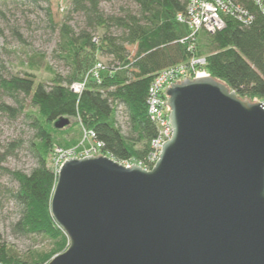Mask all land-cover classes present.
Wrapping results in <instances>:
<instances>
[{
    "label": "water",
    "instance_id": "water-1",
    "mask_svg": "<svg viewBox=\"0 0 264 264\" xmlns=\"http://www.w3.org/2000/svg\"><path fill=\"white\" fill-rule=\"evenodd\" d=\"M166 95L173 134L152 170L60 168L51 212L70 243L48 264H264V103L211 76Z\"/></svg>",
    "mask_w": 264,
    "mask_h": 264
},
{
    "label": "trees",
    "instance_id": "trees-1",
    "mask_svg": "<svg viewBox=\"0 0 264 264\" xmlns=\"http://www.w3.org/2000/svg\"><path fill=\"white\" fill-rule=\"evenodd\" d=\"M124 0H70L66 21L59 24V57L69 68L57 72L45 54H27L22 66L31 72L5 78L0 74V90L20 103L30 98L31 109L18 110L0 102V113H25L35 135L32 153L36 166L30 173L7 170L18 183L11 199L21 208V218L13 231L21 235H41L52 243L49 252L30 251L21 255L0 235V264H48L66 251L70 239L51 212L58 174L50 165L56 146L78 145L83 131H93L101 151L120 162L147 161L158 128L149 115L148 92L160 72L205 58L203 67L212 78L224 83L241 99L264 102V15L253 0H239L254 20L250 25L229 18L226 27L215 33L201 31L195 51H190L191 32L179 20L189 0H132L137 11L107 14L103 2ZM71 14L84 17L78 30L70 24ZM129 47L135 49L134 55ZM103 57L111 58L104 64ZM101 65L102 68H98ZM43 68L47 81L37 80L34 71ZM193 78V77H191ZM75 85H84L80 92ZM126 110L131 135L118 124V107ZM23 107V106H21ZM68 120L60 129L56 124Z\"/></svg>",
    "mask_w": 264,
    "mask_h": 264
},
{
    "label": "rangeland",
    "instance_id": "rangeland-1",
    "mask_svg": "<svg viewBox=\"0 0 264 264\" xmlns=\"http://www.w3.org/2000/svg\"><path fill=\"white\" fill-rule=\"evenodd\" d=\"M70 0H0V74L5 78L25 76L31 72L22 66L27 54H45L47 62L59 73L67 75L68 66L59 57V24L66 21L70 11ZM102 9L107 14L123 15L126 11H137L132 0L103 2ZM70 24L77 30L84 26V17L71 14ZM132 55L133 47H129ZM104 64L111 58L103 57ZM37 80L47 81L49 73L43 68L34 71ZM20 103L0 90V102L18 110L31 109L30 98L19 96ZM23 106V107H21ZM170 110V108L168 107ZM118 124L123 133L130 136L131 128L123 106L118 107ZM86 130V129H84ZM84 132V131H83ZM35 131L30 118L25 113L12 115L0 113V235L3 242L12 245L21 254L30 251L49 252L52 243L41 235L25 236L13 231V225L21 218V208L10 197L9 191L18 188V183L7 170L30 173L36 166L32 153ZM83 140V139H82ZM81 142L73 147L56 146L50 158V165L59 172L71 158L90 157L94 144ZM89 152V153H88ZM60 164V168L58 163ZM131 167V166H130ZM58 174V173H57Z\"/></svg>",
    "mask_w": 264,
    "mask_h": 264
},
{
    "label": "built area",
    "instance_id": "built-area-1",
    "mask_svg": "<svg viewBox=\"0 0 264 264\" xmlns=\"http://www.w3.org/2000/svg\"><path fill=\"white\" fill-rule=\"evenodd\" d=\"M256 6L264 15V0H253ZM234 18L245 25H250L254 20V16L244 8L239 0H189L185 14L179 15V20L186 23L190 29V51H195L198 34L201 31L215 33L226 27L227 20ZM206 65L205 58L193 57L187 63L164 70L157 74L152 81L148 92L149 115L158 128V136L152 141L151 152L147 161L136 162L129 160L121 162L125 166L138 165L146 170H152L155 164L160 160L163 145L171 139L173 128L169 121V113L167 104V88L172 83H179L187 78H201L210 76L203 68ZM98 68H102L101 65ZM193 77V78H191ZM84 85H75L74 89L78 92L82 90ZM264 103V102H263ZM96 134L93 131L84 130L82 142L89 141L94 144V152L89 156L110 157L103 153L101 149L103 144L95 141ZM60 162L58 166L60 168ZM58 173V172H57Z\"/></svg>",
    "mask_w": 264,
    "mask_h": 264
}]
</instances>
